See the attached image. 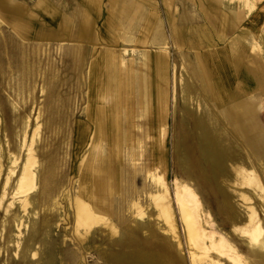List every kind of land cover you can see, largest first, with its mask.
I'll use <instances>...</instances> for the list:
<instances>
[{
  "label": "rangeland",
  "instance_id": "obj_1",
  "mask_svg": "<svg viewBox=\"0 0 264 264\" xmlns=\"http://www.w3.org/2000/svg\"><path fill=\"white\" fill-rule=\"evenodd\" d=\"M13 1L24 4V19L28 25L38 18L47 31L58 32V40L19 38L12 27L18 24V18L0 10V44L10 54L19 53L11 46L14 43L24 44L27 49L40 44L39 60L44 81L37 77L38 87L32 103L27 91L22 93V98L18 97L15 84L19 72L12 66L4 67L8 82L0 84V150L4 165L0 198L13 155L20 154L22 164L26 158L22 136L17 135L19 128H14V121L23 115L31 120L27 129L29 143L39 121L35 120L39 110L42 113L40 127L47 117L50 127H56L58 118V172L61 171L58 181L63 184L58 188L56 209L40 211L39 217L35 216L37 210L31 209L26 217L16 201L19 217L24 216L26 226L20 229L19 239V230L16 224L12 225L5 245L1 239V225L5 216H12V212L5 215L11 197L0 206V264H137L133 251L150 250L155 238L167 244L177 255L179 264H191L190 255L195 250L185 241L174 200V191L180 185L195 192L204 232L216 240H227L246 264H258L256 257L249 256L251 248L247 236H239L234 227L245 222L248 207L255 209L264 227V202L251 187L237 184L235 168L254 171L264 185V0H143L142 14L149 16L146 22L140 20L135 11L140 7L131 4L133 0H128L131 5L113 0L112 9L108 0H102L100 12L95 14L79 13L86 8L80 0ZM214 6L224 16L234 18L238 27L233 34H226L221 16H214ZM111 14L114 18H110ZM88 15L94 20L91 18L87 23L90 29L86 38L82 41L70 39L73 26L80 23L79 17L82 20ZM146 29L150 30L149 35L151 29L159 31V44L148 41ZM102 33L104 38H97ZM234 39H238V45H232ZM218 55L229 56L232 63L241 62L242 70L251 74L241 73L242 78L254 84L249 86L251 92L246 88V93L241 91L245 85L237 79L231 88L228 87L230 73L233 77L240 72L238 62L235 66L232 64L233 72L228 73L225 62H221L222 67L218 65ZM48 62L54 65L55 77L49 73ZM51 80L55 83L53 90L47 87ZM244 120L254 122L250 133L238 128ZM47 135L48 132L44 137ZM206 135L217 143L221 152L218 153L223 155L222 169L213 179V188L208 187L206 178L196 179L187 173V151L192 146L205 163L202 142ZM80 137L84 139L81 145ZM97 144L117 153L122 169V177L119 173L104 181V193L103 170L96 167L98 150L94 146ZM64 159L67 171H62ZM151 174L160 177L165 187L154 183ZM83 176L94 200L105 201L106 214L111 215L118 230L116 236L99 225L86 240H77L72 200L77 192L78 178L79 185L86 186L81 181ZM127 181L133 185L131 191H138L129 196L132 199H127ZM112 184L117 188L110 190ZM162 190L170 199L179 245L164 233L165 225L150 208V195L161 194ZM38 194L32 199H37ZM243 196L250 201L244 203ZM130 200L139 204L141 213L146 210L144 220L138 219L139 213L136 215L134 208L127 211ZM43 219L48 220V226H44ZM237 220L241 223L234 224ZM34 222L39 226L36 225L37 231L31 233ZM126 231L135 237H126ZM18 240L21 249L16 248ZM205 243L209 245L210 239ZM34 253L36 257H32ZM198 253L200 256L201 252ZM259 253L264 254V249ZM210 254L213 257L200 256L204 258L203 264L216 260V252L210 251ZM220 263L229 264L225 257Z\"/></svg>",
  "mask_w": 264,
  "mask_h": 264
},
{
  "label": "bare ground",
  "instance_id": "obj_2",
  "mask_svg": "<svg viewBox=\"0 0 264 264\" xmlns=\"http://www.w3.org/2000/svg\"><path fill=\"white\" fill-rule=\"evenodd\" d=\"M20 4L21 3H14V1L12 0H0V9L8 10V12H10V15L12 14V16L18 18L19 20L17 25L12 26L15 34L19 38H23V39L26 38L27 40L28 39L29 40L43 39L42 34H45V32H47L46 29H44L38 23L28 25V22L25 21L24 19L25 18L24 10L22 9ZM84 27L87 31L90 29V27L88 28V25H84ZM84 36H86L85 33L82 35L77 34L76 37L81 40V39H84L83 38ZM100 37L104 38V34L102 33L100 34V36L99 35L97 36V38H100ZM11 46H13L14 47L13 49L17 50L19 53L18 54L16 53L10 54V52L7 53L4 50V46L0 44V84H2V82L4 81L8 82L7 72H5V68H4L5 65H8L9 68H11L12 66L19 72V79L17 81V84H15L17 85V90L19 91L18 97L22 98V93L27 91L31 95L28 98H31L32 103H34V93L37 90L36 87H38L37 77L40 79V81L44 83V81L41 78L42 71H41V65H40V60H39L40 44H33V47L30 49H27L26 47H24L25 46L24 44L22 46V45H18L14 43ZM1 53L4 54V57L1 56ZM111 60L113 59L111 58ZM53 67L54 65L48 62L49 73L53 77H55L56 75L53 70ZM54 84L55 83L52 82V80H51V83L47 84L48 85L47 87L49 88V90L52 87H54L53 86ZM110 84H111V78L108 80V86H110ZM42 90L43 89H41V91ZM47 92H50V91H47ZM0 109H1V104H0ZM24 112H26V110H24L23 113ZM41 114L42 113L39 110L35 120L40 121L42 117ZM229 114L231 117H234L231 112ZM47 119L45 122L43 120L44 123L42 127L39 126L40 125L39 121L36 123L37 126L35 127V130L32 133L29 143L27 140V133H28L27 129L30 128L29 126L31 124V120H28V117L23 115V117L19 116L18 120L14 121L15 122L14 128H19L17 135L22 136V149L24 148L26 150V158L24 160V163L22 164V161L19 162V160L21 159L19 156L20 154L18 155L17 153L13 155L12 166L9 167L7 176L5 178V183L2 186L3 188H2V193H1L2 195L0 198V206L2 207L5 204L4 201H7L8 198L11 197V203L9 204V206L7 207L5 211V215L10 214L12 212V216L10 218L5 216V220L3 221L1 225L2 227L1 239L4 245H5V240H6L5 237H7V233L11 231L12 225L16 224V227L19 230V234H18L19 239H20V236L22 235L20 229L26 226L23 220L24 216L19 217L20 215L18 213V209L15 206L16 201H19V204H20L19 208L21 209V212L26 217H28L30 209L37 210V213L35 214V216L39 217L40 211H42L41 213H43L45 210H49L51 208L56 209L58 205V202L56 200V198L58 197V188L59 186L63 184L62 182L58 181L59 179L58 177L61 176V171L58 172V141H59L58 136H60L58 135V118L56 121L57 126L53 127L51 125L52 128L50 127V123H49L50 118L47 117ZM253 127H254V122H252L251 120L241 121L238 125V128L244 133H250L253 130ZM47 132L49 136L47 135V137H44V135H46ZM203 137L204 138L202 142V149L204 151L205 163L201 162L200 156L196 152V149L192 146L190 148V151H187V157H188L187 173H188V176L196 178V179L206 178L208 180L206 184H208V187H212L214 185L213 179L217 177V175L220 173V169H222L221 162L223 160V155L222 154L220 155L218 153L220 151H218L217 149V143H215L211 138L207 137V135ZM79 142H80L79 145L83 144L84 142L83 137L79 138ZM94 147H95L94 149L98 150L96 167H100V169L103 170V174H104L103 176L104 179H102L103 180V193H104L105 191L104 181H106L107 178L109 179L113 178L115 174L118 175L119 173H120V176L122 177V169L120 168L118 164L119 157L117 153H114L110 150L107 151L105 150V148H102L99 144L95 145ZM77 159L80 160V156ZM2 160L3 159L1 157V150H0V176L4 170L3 169L4 165H3ZM83 160L84 158L81 160V163L78 166L79 170L81 166L83 165ZM63 162L64 164L62 163V165H64V170L62 169V171H65L67 169L66 168L67 162L65 159L63 160ZM235 170H236V176H237V180H236L237 184L239 186H245V187L248 186V188L251 187L253 191H255L257 195L260 197L261 201L264 202V185H263L262 180L258 177V175L254 171L248 172L244 169H241L240 167H236ZM263 176H264V172H263ZM151 179L154 183L158 184L160 187L162 188L165 187V184L160 177H156L154 174H151ZM14 180H15V184H14ZM70 180L72 181L73 178L69 180L67 179L66 182ZM85 180L86 179L83 176L81 181L83 184L86 185ZM77 182H78L77 192L75 193L74 199L72 200V208H73L74 223H75L74 229H75L77 240L79 242H83L84 240H86L90 232L99 225L107 227L111 231L112 236H116L118 233V230H117L116 225L112 223L111 215L106 214L107 210L104 206L105 201L94 200L95 196L92 197V194L90 193L87 185L81 187V185H79V178ZM130 182L131 181H129L128 183L127 181L126 187H125V189L127 190V199H132L129 196H132L134 191H136V190L131 191L133 189V185H131ZM116 188L117 187L115 186V184L113 185V187L109 186L110 190H113ZM37 192H39L37 199L33 200L32 197ZM136 194H138V191H136L134 195ZM241 199L244 203H247L250 201V199L247 196H243L241 197ZM150 200H151L150 208L152 207L155 210L157 219L161 220L163 224L165 225L164 233L171 236L172 239L175 240V242H177L178 237L176 234V228H175L172 210L170 207V199L168 197V193L162 190L161 194H157V193L151 194ZM174 200H175V203L178 209L181 223L184 227L185 237H186L185 241H187L186 243H188V245L195 250V252H192L190 255L191 264H203L204 258H201L200 256H204L208 258L213 257L211 254L209 255L210 251H214L217 254V256H215L216 260L211 259L210 264H221L220 259L222 257H225V259L227 258V262L229 264H246L245 259L239 256L237 249H235V247L232 246L227 240H225L224 238H219V240H216L214 237H209L204 232L202 228V223L200 221L199 200L195 192L192 189H190L186 185H180L176 187V190L174 191ZM130 201L131 202L129 203L130 205H128L127 207V211L134 208L136 210L134 211V213H136V215L139 213L138 219L144 220L146 218V213H145L146 210L143 213H141L142 211H141L139 204L136 201L135 202L133 200H130ZM12 207H14V210H11ZM46 220L43 219L42 221L44 226L47 225ZM235 223L240 224L241 220L234 221V224ZM6 224H7V227H6ZM37 224L39 223L34 222L31 233L32 231L33 232L37 231V227L39 226ZM41 224L42 223H40V225ZM263 228H264L263 222L260 223V220L257 218V213L253 207H248L247 219L245 220L244 223H242V226L238 225L234 227V232L239 233V236L240 235L247 236V242L249 244V247L251 248V250L248 251L249 256L256 257L258 259V262H257L258 264H264V254L259 253L264 249V229ZM125 233H126L125 234L126 237L128 238L135 237V236L132 237L129 231H126ZM211 236H214V235H211ZM207 238L210 239L209 245L205 243ZM19 241L20 240H18L16 243L17 249H21V244ZM166 245L160 240H157L155 238L153 240L152 248L150 250L143 251V253H140L138 249L133 251L135 262L137 264H179L180 262L177 259V255L171 249H169ZM177 245H179L178 242H177ZM6 250L8 251V247L6 248ZM154 251H157L155 253H157L160 256L157 257V254H155ZM198 251L201 252L200 256H199ZM36 256H37L36 253L32 255V257H36ZM48 264H51V263H48Z\"/></svg>",
  "mask_w": 264,
  "mask_h": 264
},
{
  "label": "crops",
  "instance_id": "obj_3",
  "mask_svg": "<svg viewBox=\"0 0 264 264\" xmlns=\"http://www.w3.org/2000/svg\"><path fill=\"white\" fill-rule=\"evenodd\" d=\"M80 2L86 8L84 10H80L79 13H83V12L85 13V12H87L89 14H93V13L95 14L97 12H100L102 0L101 1H98V0H80ZM113 2H114L113 0H108V3L111 6V9H112V5L114 4ZM14 3H16V2H14ZM120 3H122L124 5H131V4L138 5L140 8L139 9H135V11H137L139 13L140 20H143L144 22L148 21V17L149 16L147 14H145V15L142 14V8H141V6H142V3H143V0H133L131 2V4L129 3L128 0H120ZM20 5H21V7H23L24 4L23 5L20 4ZM22 9L25 11V7L22 8ZM218 9L219 8L218 7L216 8L215 6L212 9L213 13L215 12L214 13V16L215 15L221 16V18L223 19V23L226 25L225 28H224L226 34H228V35L233 34V32L237 29L238 24H236V21H234V18L233 17L230 19L229 16H224L220 12L221 10H218ZM0 10L1 11H5V12H8V10H2V9H0ZM215 10H218V11H215ZM111 17L114 18L113 14H111L110 18ZM91 18L92 17H89V15L88 16H84V17H82V20H83L82 21L80 19V17H79L80 23L77 26H73V28H72L73 30L70 32L69 38L70 39H75V38L78 39L76 37L77 34H80V35H82L84 33L87 34V32H86L87 30L85 29L84 25H88L87 23H90L92 20H94V18H92V20H91ZM36 23H38L39 25H41L43 27L42 22H40V20L38 18H37V20H35L34 23H31V24H36ZM83 23H86V24H83ZM89 27H90V25H88V28ZM175 28H177V27H175ZM146 30H147V32H145V34H146L145 37L148 38V41L151 42L152 44H156V43L159 44L158 42L160 41V37H161L159 35V31H157L155 29H153V30L151 29V33L152 34L149 35L147 33L148 32L150 33V30L149 31H148V29H146ZM42 37H43V39H46V40H48V39L49 40H52V41L58 40V32H49V31H47V32H45V34H42ZM83 38H85V36ZM43 39H41V40H43ZM78 40H80V39H78ZM80 41H82V39ZM233 44L234 45H238V39H234L232 41V45ZM217 57H218V65H220L222 67V63L221 62H225L228 65V67H227L228 68V73H229V71L233 72L232 70H233V68L235 66V63L238 62V60H236L235 63H232V59L229 56L225 57L224 55H218ZM236 65H237V63H236ZM242 67H241V62H238V69H239L240 72H239V74L236 73L237 75H235V76L233 75V77L231 76V73H230V75H229V81H228V87L230 86L229 88H231L232 85H233V83H234V81H236V79H237V80L241 81L242 84L245 85L244 87L241 88V91H243L244 93H246V91L244 90V88H246V89H249V92H251L250 87L252 85H254V84L252 82H250L249 79H248V81H249L248 82L245 78H242L241 77V76H243L242 74H246L247 76H250L251 74H249L247 72V70L246 71L245 70H242ZM230 78H231V80H230Z\"/></svg>",
  "mask_w": 264,
  "mask_h": 264
}]
</instances>
